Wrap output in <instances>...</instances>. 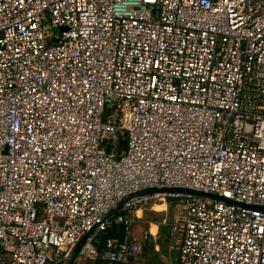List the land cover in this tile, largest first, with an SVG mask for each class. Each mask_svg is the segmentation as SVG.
<instances>
[{
  "label": "built area",
  "instance_id": "built-area-1",
  "mask_svg": "<svg viewBox=\"0 0 264 264\" xmlns=\"http://www.w3.org/2000/svg\"><path fill=\"white\" fill-rule=\"evenodd\" d=\"M151 188L264 209V0H0V264H66ZM169 201L177 264H264V210L158 193L79 257L144 264Z\"/></svg>",
  "mask_w": 264,
  "mask_h": 264
},
{
  "label": "crops",
  "instance_id": "crops-1",
  "mask_svg": "<svg viewBox=\"0 0 264 264\" xmlns=\"http://www.w3.org/2000/svg\"><path fill=\"white\" fill-rule=\"evenodd\" d=\"M150 211H153L156 214H161L160 221H154V219L149 220V218L147 219V212ZM167 211L172 212L171 201L167 203H150L144 208L136 211L135 216L133 217L131 238L142 243L141 259L144 264H174V261H177L176 253L169 249V239H167L168 226L161 224L164 218H166L167 221L171 220V217L169 218L166 214ZM161 225L165 226L167 230L163 229V231H161ZM144 235L150 237L149 242L151 243V246L142 242ZM144 246L145 249L143 248ZM86 261L87 259L84 257H79L76 263L85 264Z\"/></svg>",
  "mask_w": 264,
  "mask_h": 264
},
{
  "label": "water",
  "instance_id": "water-1",
  "mask_svg": "<svg viewBox=\"0 0 264 264\" xmlns=\"http://www.w3.org/2000/svg\"><path fill=\"white\" fill-rule=\"evenodd\" d=\"M184 194V195H192V196H196V197H200V198H205V199H210V200H214V201H218V202H225V203H229V204H234V205H238V206H242V207H247L245 205H240V204H236L233 201L227 200L225 198L213 195V194H206L203 192H199V191H194V190H189V189H182V188H151V189H145V190H141L139 192H136L134 194H131L125 198H123L118 204L117 206L110 210L108 213H106L100 220L99 222L89 231L87 232L76 244L70 258L67 260L66 264H75L76 260L79 258L81 251L83 250V248L90 242V240L95 237L96 233L98 232V228L99 226L105 222L106 220L112 218L113 216L117 215L124 207V205L135 198H139V197H143V196H150L153 194ZM247 208H251V209H260V210H264L262 208H257V207H247Z\"/></svg>",
  "mask_w": 264,
  "mask_h": 264
},
{
  "label": "trees",
  "instance_id": "trees-1",
  "mask_svg": "<svg viewBox=\"0 0 264 264\" xmlns=\"http://www.w3.org/2000/svg\"><path fill=\"white\" fill-rule=\"evenodd\" d=\"M163 229L167 230V228L165 226L161 225V231H163ZM124 236H125V230H124L122 225L111 224L110 226H108V227L100 230L99 232H97L92 242H93V244L97 250H101L103 248V244L107 238L122 239ZM149 238L150 237H147V239L143 242H144V244L151 246V243L149 242L150 241ZM143 248L145 249V246ZM75 264H78V263H75ZM85 264H108V263L102 259H95L93 261L87 260ZM115 264H120V263H115Z\"/></svg>",
  "mask_w": 264,
  "mask_h": 264
},
{
  "label": "rangeland",
  "instance_id": "rangeland-1",
  "mask_svg": "<svg viewBox=\"0 0 264 264\" xmlns=\"http://www.w3.org/2000/svg\"><path fill=\"white\" fill-rule=\"evenodd\" d=\"M59 42V40L57 39L56 40V43H58ZM160 209V208H159ZM170 211H167L166 212V214L168 215V217L170 218ZM149 218V220H151V219H154V221H156V220H159L160 221V219H161V214H156L155 212H153V211H150V212H147V219ZM177 255V254H176ZM175 255V256H176ZM176 259V258H175ZM174 264H177L176 263V260L174 261Z\"/></svg>",
  "mask_w": 264,
  "mask_h": 264
}]
</instances>
